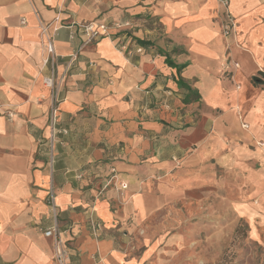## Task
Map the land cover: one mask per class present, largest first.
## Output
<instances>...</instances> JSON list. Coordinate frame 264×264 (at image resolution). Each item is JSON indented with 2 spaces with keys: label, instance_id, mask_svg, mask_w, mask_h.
<instances>
[{
  "label": "crops",
  "instance_id": "crops-1",
  "mask_svg": "<svg viewBox=\"0 0 264 264\" xmlns=\"http://www.w3.org/2000/svg\"><path fill=\"white\" fill-rule=\"evenodd\" d=\"M231 8L244 47L223 35L218 0H0V264H57L43 232L55 216L68 264L146 262L150 251L133 256L123 246L162 205L139 191L140 174L202 138L200 126L181 128L187 107H233L223 118L236 126L248 110L250 130L264 126V94L248 83L264 65V0H232ZM125 17L133 26L112 29L71 64L84 39L77 23ZM119 38L143 51L129 55ZM229 56L241 63L232 78L222 67ZM53 68L66 133L52 151L44 78ZM113 168L118 178L106 186ZM120 180L127 189L115 186Z\"/></svg>",
  "mask_w": 264,
  "mask_h": 264
},
{
  "label": "rangeland",
  "instance_id": "rangeland-1",
  "mask_svg": "<svg viewBox=\"0 0 264 264\" xmlns=\"http://www.w3.org/2000/svg\"><path fill=\"white\" fill-rule=\"evenodd\" d=\"M92 1L100 4L105 0ZM218 2L223 8V35L228 39L234 36L236 46L244 47L238 40L239 22L232 0L228 5ZM229 19L235 25L226 33ZM126 20L133 26L130 17L106 23ZM227 45L230 50L232 43ZM240 64L229 56L222 63L224 76L232 78L233 67ZM258 68L248 76V83L264 94V65ZM187 94L190 100L195 99V93ZM187 108L191 119L181 128L200 126L202 138L181 152L176 150L181 145L177 135L172 144L176 151L165 156L168 160L141 172L139 191L161 200L162 205L123 242L124 249L133 256L150 251L144 264H264V126L250 130L248 110L237 113L236 126L223 118L233 107L196 104ZM216 123L221 129L224 124L219 134L214 132ZM174 126L171 128H177ZM115 178L118 171L113 168L106 186L113 185ZM121 182L127 189L123 180L115 186L125 189Z\"/></svg>",
  "mask_w": 264,
  "mask_h": 264
},
{
  "label": "built area",
  "instance_id": "built-area-1",
  "mask_svg": "<svg viewBox=\"0 0 264 264\" xmlns=\"http://www.w3.org/2000/svg\"><path fill=\"white\" fill-rule=\"evenodd\" d=\"M225 5L229 4V0H222ZM58 19V17H56ZM49 25H45L43 27V32H47ZM131 22L126 20L124 22H117L114 25H109L106 22L102 21H96V20H90L87 22L77 23L78 29L83 33L84 39L82 46L79 50L72 53L71 55V64L74 63L78 58L80 54V50L85 47L88 44H91L95 40L101 38V37H110L113 35L112 28H123L130 26ZM235 25V22L232 19H229L226 23V33H230L231 30H233V27ZM118 30V29H117ZM117 45L120 49L126 51L129 55L134 54V52H141L143 50L142 47H137L136 49H132L127 42L120 40V38L117 41ZM47 50L49 57H47L46 62H52L53 65L55 63V57H56V51L54 47L53 40H49L47 43ZM44 82L46 85H48L51 88V106H50V126L52 129V135H51V149L53 151L54 149V142L56 141L57 135L60 133H66V129L60 127L59 125V105L62 101V98L60 96L58 87H57V81H56V71L53 68L51 70V74L46 76L44 78ZM53 160V159H52ZM121 186L123 188L127 187V184L125 182H121ZM92 226L95 228L98 224L92 220ZM44 235L46 237H51L54 239V247H55V259L57 261V264H68V259L70 256L69 249L67 247L66 241L63 239V231L59 227L58 221L56 220L55 216V222L43 229Z\"/></svg>",
  "mask_w": 264,
  "mask_h": 264
},
{
  "label": "trees",
  "instance_id": "trees-1",
  "mask_svg": "<svg viewBox=\"0 0 264 264\" xmlns=\"http://www.w3.org/2000/svg\"><path fill=\"white\" fill-rule=\"evenodd\" d=\"M180 83L182 84V81L180 80ZM187 86V85H186ZM189 90H192L191 87H189Z\"/></svg>",
  "mask_w": 264,
  "mask_h": 264
}]
</instances>
